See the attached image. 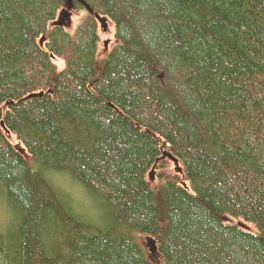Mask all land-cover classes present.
<instances>
[{
    "label": "trees",
    "instance_id": "16d2710c",
    "mask_svg": "<svg viewBox=\"0 0 264 264\" xmlns=\"http://www.w3.org/2000/svg\"><path fill=\"white\" fill-rule=\"evenodd\" d=\"M84 1L0 0V264H264V0Z\"/></svg>",
    "mask_w": 264,
    "mask_h": 264
},
{
    "label": "rangeland",
    "instance_id": "374dc122",
    "mask_svg": "<svg viewBox=\"0 0 264 264\" xmlns=\"http://www.w3.org/2000/svg\"><path fill=\"white\" fill-rule=\"evenodd\" d=\"M74 3H75V6L73 7L74 9H72L70 11V14H71V17L69 18L70 23L64 25L65 27H58V28H66L68 30H73V29H75V27H77L79 24H81L85 20V18H86L85 12H81V11L78 12L76 9L77 8L76 1H74ZM81 7L84 8L82 5H81ZM64 8H65V0H64L63 8L60 10L59 14H61V12ZM59 14H58V16H59ZM100 18L104 19L101 16H100ZM56 21H58V17H57ZM98 27H99L98 28V34L100 37V46H99L100 52L102 53V51H103L104 53H106L113 46V42H114V40H113V25L111 23L107 22L106 30H103L99 24H98ZM60 66H61V64H60ZM4 134L7 137V139L13 143V139L9 135V133L4 131ZM26 158L28 159V157H26ZM160 161L161 162L159 164L161 165V167H159L155 170H153L154 169L153 168L152 171L148 175L150 184H151V186H153V188H156V186L159 182V178L157 177L159 174H161L162 177H164V178H173V179H176L177 181H179V183H183V175H182V169H181L180 164L175 162L169 155H167V153H166V156L162 157ZM59 182L62 185V189L64 188V190L67 193H69L72 197L75 198V199H73V201L80 202L82 204L84 199L82 197V193L78 192L77 187H75L74 185L72 186V185L68 184L69 181L66 180L65 178H60ZM70 202L72 203V201H70ZM78 206L80 207V205H78ZM88 216L91 217L92 219H95V217H97V214H96V216H91L88 214ZM86 217H87V214H86ZM222 222L224 224H227V225H236L237 227H239L240 229H242L245 232L255 234V235L257 234L255 227L251 223L245 222L242 219L223 217Z\"/></svg>",
    "mask_w": 264,
    "mask_h": 264
},
{
    "label": "water",
    "instance_id": "95a60500",
    "mask_svg": "<svg viewBox=\"0 0 264 264\" xmlns=\"http://www.w3.org/2000/svg\"><path fill=\"white\" fill-rule=\"evenodd\" d=\"M74 1L76 3L82 5L84 7V10L88 14H92V11L88 4L84 0H65V8L62 10L61 14L58 16V21L54 22V26L56 27H65L64 25L70 23L69 18L71 17L70 11L74 9L73 7L75 6ZM95 19L97 20L98 24L101 26L103 30H106L107 28V20L106 19H101L98 15H94ZM57 20V19H56ZM41 95V94H40ZM29 96L28 98H30ZM164 156H166V153H164ZM146 243L147 247H149L150 253L153 255L155 252V246H154V241L150 238H146Z\"/></svg>",
    "mask_w": 264,
    "mask_h": 264
},
{
    "label": "snow or ice",
    "instance_id": "6c2138e0",
    "mask_svg": "<svg viewBox=\"0 0 264 264\" xmlns=\"http://www.w3.org/2000/svg\"><path fill=\"white\" fill-rule=\"evenodd\" d=\"M13 211L14 209L9 201L0 199V230L3 229Z\"/></svg>",
    "mask_w": 264,
    "mask_h": 264
},
{
    "label": "bare ground",
    "instance_id": "6f19581e",
    "mask_svg": "<svg viewBox=\"0 0 264 264\" xmlns=\"http://www.w3.org/2000/svg\"><path fill=\"white\" fill-rule=\"evenodd\" d=\"M145 239V238H144Z\"/></svg>",
    "mask_w": 264,
    "mask_h": 264
}]
</instances>
